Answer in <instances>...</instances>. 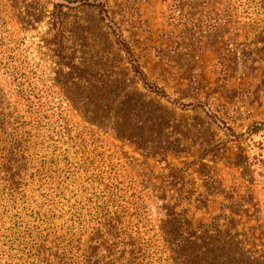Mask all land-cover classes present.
<instances>
[{"label":"rangeland","instance_id":"obj_1","mask_svg":"<svg viewBox=\"0 0 264 264\" xmlns=\"http://www.w3.org/2000/svg\"><path fill=\"white\" fill-rule=\"evenodd\" d=\"M12 1L5 140L27 166L15 191L0 172V264H58L36 258L41 243L67 264H174L163 225L194 236L212 223L264 262V0ZM58 70L116 85L155 139L118 137L112 104L89 122Z\"/></svg>","mask_w":264,"mask_h":264},{"label":"trees","instance_id":"obj_2","mask_svg":"<svg viewBox=\"0 0 264 264\" xmlns=\"http://www.w3.org/2000/svg\"><path fill=\"white\" fill-rule=\"evenodd\" d=\"M19 0H14L11 4L15 5ZM19 19L22 23H28L27 19ZM52 17L54 14L52 13ZM25 20V21H24ZM58 77H61V86L67 90V97L75 108H82L84 115L89 122L94 120L96 109L102 110L107 106H113L114 130L118 137L124 138L138 148L145 149L151 141L155 139L156 133L152 128V120L148 113H142V110L136 108L131 101H120L115 91L116 85L102 79L100 75H91V73L82 70L80 76L85 80L74 82L70 72L57 71ZM79 79V78H78ZM6 95L0 82V149L3 151V159L0 161V172L7 175L6 182L9 187L15 191L19 185V176L27 162L18 152L22 143L18 139L5 140L9 135L6 127L7 112L5 106L7 103ZM144 114V115H143ZM99 123V122H98ZM158 126V125H156ZM159 135L162 133L159 132ZM161 141V136H157ZM165 140V139H164ZM5 178V176L3 175ZM108 224L106 231L112 232ZM163 231L173 254L174 264H264L258 258L245 255L240 242L227 227L221 228L217 223H212L202 232L194 236L182 235L177 228H171L169 225H163ZM102 240L101 246L109 250V246ZM41 243L36 248V258L51 259L59 262L58 264H67L62 251L59 247L49 246ZM53 248V249H52ZM98 245L91 246L90 255L95 256ZM86 264H101L99 258H88Z\"/></svg>","mask_w":264,"mask_h":264}]
</instances>
